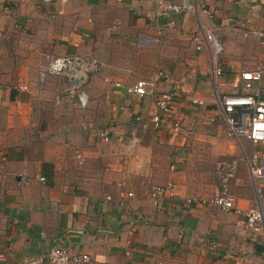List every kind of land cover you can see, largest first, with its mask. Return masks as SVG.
<instances>
[{
    "label": "crops",
    "instance_id": "crops-1",
    "mask_svg": "<svg viewBox=\"0 0 264 264\" xmlns=\"http://www.w3.org/2000/svg\"><path fill=\"white\" fill-rule=\"evenodd\" d=\"M163 1L0 0L8 8L0 11V264H21L53 246L87 255L88 264H261L264 234L246 231L241 215L186 203L176 186L156 205L147 193L175 183L184 151L219 130L218 94L241 83L264 99V0H202L209 19L162 13ZM165 22L171 26L156 33ZM203 28L222 44L219 76L211 75L208 50H194ZM74 55L101 63L85 85L97 100L98 126L74 124L68 104L52 108L62 98L49 76L37 85L46 57ZM157 69L166 80L156 90L175 87L172 115L144 138L131 121L160 113L149 96H126L123 87ZM254 70L259 81L239 80V71ZM44 100L50 107L41 109ZM243 175L239 166L227 187L239 210L258 201Z\"/></svg>",
    "mask_w": 264,
    "mask_h": 264
},
{
    "label": "built area",
    "instance_id": "built-area-1",
    "mask_svg": "<svg viewBox=\"0 0 264 264\" xmlns=\"http://www.w3.org/2000/svg\"><path fill=\"white\" fill-rule=\"evenodd\" d=\"M114 3H121L122 0H113ZM202 0H180L179 2L163 1L158 8L160 12L170 14H183L200 12L206 18H210V13L201 7ZM8 8L3 6L1 12H7ZM171 26L170 22L155 25L156 33H160L165 27ZM76 46L75 44L73 45ZM204 46L209 52L211 75L219 76L221 71L217 66V58L222 53V44L214 33L203 28L201 31L200 41L194 45V50L198 51ZM101 63L95 58H80L74 56H48L46 57V66L37 72V85L43 84L46 75L56 76L64 79L67 83L65 95L73 99L74 106L79 110H84L87 106L88 97L83 90L88 77L99 72ZM238 78L244 83L257 82L261 78L259 70L239 71ZM166 77L157 69L152 77L148 80L138 79L132 84L124 86L123 91L126 96L142 98L149 96L152 100L153 107L160 114L153 113L150 115V122L156 126L161 122L163 116L172 115V104L175 96V87L170 85L163 91L156 90V85L160 81H165ZM111 88L118 89L121 85L118 82H109ZM245 88V87H244ZM23 89V88H22ZM244 92L233 93L221 96L216 100L217 108L221 114L225 125L226 135L236 140L243 138L252 145L259 146L257 151L251 152L249 157L244 158V163L252 183L257 204L244 210H239L233 205V196L228 191V182L233 176L234 163H220L217 165L215 177L218 183V189L208 198L189 197L185 199L186 203L198 204L205 207L215 208L221 212H230L234 215L242 216V227L249 233L264 234V99L259 98L256 94ZM105 100V98L103 99ZM191 104L200 105L198 100L191 99ZM122 107H117L120 110ZM113 115V114H112ZM163 119V118H162ZM173 129H178L179 125L176 120L171 123ZM93 136L101 142L109 141V135L105 131H94ZM120 140V139H119ZM120 142V141H119ZM173 167L169 166L171 170ZM42 182V178H38ZM173 185L165 183L164 185H152L148 189L147 196L153 205L171 190ZM126 196H130L127 193ZM42 235L39 234V237ZM179 238V236H178ZM127 255V252L124 253ZM89 258L82 253L71 254L63 248L53 246L49 247L45 253L35 255L31 258L24 257L21 264H88ZM133 264V263H125ZM264 264V257L261 261Z\"/></svg>",
    "mask_w": 264,
    "mask_h": 264
},
{
    "label": "rangeland",
    "instance_id": "rangeland-1",
    "mask_svg": "<svg viewBox=\"0 0 264 264\" xmlns=\"http://www.w3.org/2000/svg\"><path fill=\"white\" fill-rule=\"evenodd\" d=\"M46 76L51 78V83L53 85L59 87L58 90H55L57 99L59 100V98H62V103H59V101L57 104H53L54 106H52V108H64L66 106L65 104H68L72 110L70 119L74 124L83 119L98 126L100 116L98 115L97 100H95L94 97L88 98L87 106L84 110H79L74 106L72 98H66V81L58 77H51L52 75ZM43 84H41L40 87H42ZM85 85L83 86V90L86 92ZM236 89L237 92L235 93H240L244 92L243 90L245 88L241 83H237ZM245 91L248 92L247 90ZM220 97L221 95L218 94V98ZM46 101L48 102V100L43 101L45 104L41 105V109L50 107V105H46ZM99 122H101V120ZM131 123L139 127L138 133L144 138L148 137L149 129L154 130L153 124L150 122V116L137 118V120L133 119ZM209 124L214 125L210 122ZM219 124H221V127L218 131H212L213 128H211L209 132L205 131L204 134L196 137V140L203 144V146L184 151L183 164L179 165L177 168L176 181L175 183L173 182L174 184L171 182V184L173 187L176 186L179 191L188 197L208 198L214 194L218 189L215 172L217 165H220V163H234V172L231 179L237 176V169L239 166L241 170H243V176L247 177L244 158L249 157L251 152L258 149L259 146L252 145L243 138L236 140L230 138L226 135L223 123L220 122Z\"/></svg>",
    "mask_w": 264,
    "mask_h": 264
}]
</instances>
